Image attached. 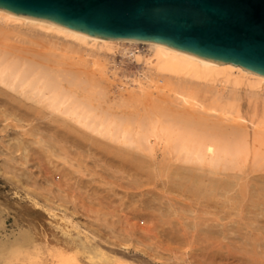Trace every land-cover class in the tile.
Segmentation results:
<instances>
[{
    "label": "bare ground",
    "instance_id": "bare-ground-1",
    "mask_svg": "<svg viewBox=\"0 0 264 264\" xmlns=\"http://www.w3.org/2000/svg\"><path fill=\"white\" fill-rule=\"evenodd\" d=\"M118 51L141 62L126 82L112 71ZM2 131L18 213L40 220L30 236L21 227L31 247L18 244L19 264L40 245L38 264H81L90 247L127 255L113 237L145 246L123 264H264L263 75L0 16Z\"/></svg>",
    "mask_w": 264,
    "mask_h": 264
},
{
    "label": "water",
    "instance_id": "water-1",
    "mask_svg": "<svg viewBox=\"0 0 264 264\" xmlns=\"http://www.w3.org/2000/svg\"><path fill=\"white\" fill-rule=\"evenodd\" d=\"M0 16L160 42L264 76V0H0Z\"/></svg>",
    "mask_w": 264,
    "mask_h": 264
},
{
    "label": "rangeland",
    "instance_id": "rangeland-1",
    "mask_svg": "<svg viewBox=\"0 0 264 264\" xmlns=\"http://www.w3.org/2000/svg\"><path fill=\"white\" fill-rule=\"evenodd\" d=\"M147 46L143 44H127V48L132 51H141L146 52ZM113 63L114 69L112 70L115 73V82L121 81H129L131 80L137 71L141 68V62H137L134 60L130 54L126 55L122 51H118L115 53L113 57L110 58ZM247 104V103H246ZM16 121L13 119H7L3 121V124H12ZM22 123L29 122L28 119H22ZM6 134L13 136L15 133V128L11 127L10 125L7 126ZM2 137L4 136V132H0ZM5 137V136H4ZM5 137L4 139H7ZM3 139V140H4ZM5 141L4 144H6ZM1 155V154H0ZM2 156H0L1 158ZM4 157V156H3ZM2 157V158H3ZM60 161V160H59ZM3 159L0 160V264H17L19 261L17 256L19 255L18 251V244L25 243V245L29 247L30 239H26L20 234L21 227L29 228V236L32 234V231L35 227L34 224L37 225L40 220L38 218L33 219V225L28 222L29 219H32L30 216L27 215H20L18 213V209L21 205L20 196L15 193L16 190L19 191V194L23 193L24 191L21 188H17L16 184V172L12 174V171L4 168V164L2 163ZM6 165V164H5ZM49 169H53L52 164L46 165ZM36 170L35 168H32ZM10 172V175H9ZM14 179L13 182L10 179L11 177ZM10 177V178H9ZM15 181V182H14ZM44 220V218H42ZM32 228V229H31ZM10 238L9 241L2 243L1 239ZM113 241L116 243L115 247H118L120 250L125 252L127 255H122L121 253L109 251L105 249L107 253H103L99 247H90V248H79V253L76 254L77 262L81 264H123L122 259L132 260L135 256H141L144 258L146 254L142 250L145 249L144 245L130 243L118 237H113ZM104 248V247H103ZM73 248L67 247L69 252H72ZM47 248L44 245H40L39 249L34 247L31 248V252L26 258V261L23 264H38L39 260L46 255ZM181 252L177 251L175 256L180 255ZM175 257H171L168 261L174 262ZM55 264H69L68 261L63 260L60 256L54 257ZM19 264V263H18Z\"/></svg>",
    "mask_w": 264,
    "mask_h": 264
}]
</instances>
